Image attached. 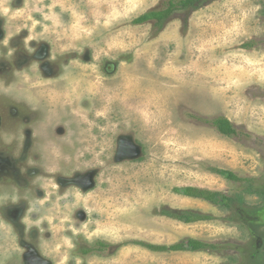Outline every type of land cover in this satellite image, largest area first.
Here are the masks:
<instances>
[{
    "label": "rangeland",
    "instance_id": "1",
    "mask_svg": "<svg viewBox=\"0 0 264 264\" xmlns=\"http://www.w3.org/2000/svg\"><path fill=\"white\" fill-rule=\"evenodd\" d=\"M166 1L0 0V148L23 162L13 201L29 203L28 240L0 230V264H264V0L133 24ZM219 116L239 136L203 121ZM187 187L233 209L175 192ZM187 239L214 247H145Z\"/></svg>",
    "mask_w": 264,
    "mask_h": 264
},
{
    "label": "trees",
    "instance_id": "2",
    "mask_svg": "<svg viewBox=\"0 0 264 264\" xmlns=\"http://www.w3.org/2000/svg\"><path fill=\"white\" fill-rule=\"evenodd\" d=\"M211 0H168L164 2L161 7L150 10L141 16L133 20L134 25H142L146 23H152L158 31H161L167 20L174 14L179 11H196L202 6L209 3ZM246 48L252 47V43L246 44ZM205 124L214 128L220 135L233 138L239 136V131L237 128L225 117L219 116L211 120L204 119ZM215 174L223 177L224 179L232 182H241L243 179L238 178L232 172L225 170H215ZM175 192L184 197L200 199L205 202L214 205H221L230 210L233 209V199L225 195H222L219 192H214L205 189H198L193 187H187L183 190L176 189ZM162 216L167 218L181 221L185 224L196 223L199 221L211 220L210 216L201 214L192 210H172L163 208L160 212ZM98 249H105L108 247L106 243H98ZM145 247L152 252H199L205 249L213 248L214 246L208 243L200 242L194 239L183 240L179 243L173 244L171 246H148ZM93 250H87L83 253L89 254Z\"/></svg>",
    "mask_w": 264,
    "mask_h": 264
},
{
    "label": "flooded vegetation",
    "instance_id": "3",
    "mask_svg": "<svg viewBox=\"0 0 264 264\" xmlns=\"http://www.w3.org/2000/svg\"><path fill=\"white\" fill-rule=\"evenodd\" d=\"M0 139V144H1ZM8 144L0 148V230L5 229L6 234L10 236L13 243H25L28 240V226L23 224L22 221L27 220V212L29 210V203L27 200L20 203L13 201L14 197H22L21 193H25V190L19 189L20 180L18 176L23 175L22 161L16 158L14 149ZM2 146V145H1ZM7 147V148H4ZM10 147V148H9ZM19 159V160H18ZM27 164V158L25 159ZM10 163L9 165H7ZM18 167H20V173L18 174ZM27 172V170H26ZM29 175V172L27 173ZM18 177H16V176ZM27 185V184H26ZM25 187V186H22ZM27 199V197H25ZM20 210V218L17 220V212ZM21 219V220H20ZM21 228L17 227V224ZM32 236V231L30 230ZM1 240L2 237H0Z\"/></svg>",
    "mask_w": 264,
    "mask_h": 264
},
{
    "label": "clouds",
    "instance_id": "4",
    "mask_svg": "<svg viewBox=\"0 0 264 264\" xmlns=\"http://www.w3.org/2000/svg\"><path fill=\"white\" fill-rule=\"evenodd\" d=\"M44 14V13H43ZM115 15V14H114ZM56 16L57 14L52 13L51 10H49L48 13L44 14V19L45 20H52L53 23L55 24V20H56ZM48 26H45L44 29L46 30ZM248 64H259L260 61L258 60H247L246 61ZM257 72L259 73L261 79H264V70L262 69H257ZM28 221L25 220V223H27ZM114 234V233H113ZM64 243L67 245L68 248H72L74 247V245L72 244L70 239H65ZM65 259H67V256L65 257Z\"/></svg>",
    "mask_w": 264,
    "mask_h": 264
}]
</instances>
